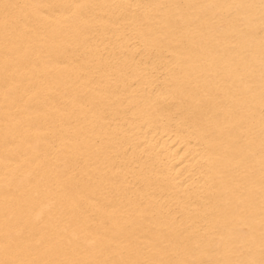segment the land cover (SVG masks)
Masks as SVG:
<instances>
[{
  "label": "bare ground",
  "instance_id": "obj_1",
  "mask_svg": "<svg viewBox=\"0 0 264 264\" xmlns=\"http://www.w3.org/2000/svg\"><path fill=\"white\" fill-rule=\"evenodd\" d=\"M0 264H264V0H0Z\"/></svg>",
  "mask_w": 264,
  "mask_h": 264
}]
</instances>
